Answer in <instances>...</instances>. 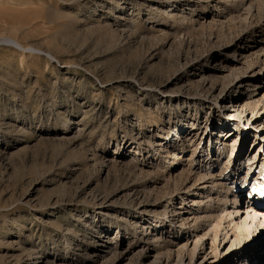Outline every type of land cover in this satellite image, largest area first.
Instances as JSON below:
<instances>
[{
  "label": "rangeland",
  "instance_id": "rangeland-1",
  "mask_svg": "<svg viewBox=\"0 0 264 264\" xmlns=\"http://www.w3.org/2000/svg\"><path fill=\"white\" fill-rule=\"evenodd\" d=\"M262 160L264 0H0V264H251Z\"/></svg>",
  "mask_w": 264,
  "mask_h": 264
},
{
  "label": "bare ground",
  "instance_id": "bare-ground-1",
  "mask_svg": "<svg viewBox=\"0 0 264 264\" xmlns=\"http://www.w3.org/2000/svg\"><path fill=\"white\" fill-rule=\"evenodd\" d=\"M261 7V6H260ZM258 9H260V10H258V11H260V13H259V18L257 19V20H259L262 16H263V13L261 12V9H262V7L261 8H258ZM263 10V9H262ZM255 19V18H254ZM255 22H257L256 20H251V22L250 23H255ZM7 40H9L10 42H11V44H13V46H16L17 48H21L22 50H24V51H27V49H29L30 48V46H28V47H26V46H24L22 43H20V41L18 40V39H16V38H10V37H8V38H6ZM48 56H49V58H53V55H51V54H47ZM191 127H192V129H194V125H191ZM187 129H189V127L187 128ZM171 131H172V129H169L168 130V134H167V136H165V137H163V136H161L162 138L161 139H167V140H170L172 137H174V135L172 136L170 133H171ZM182 131H186L185 130V127H184V129H182ZM157 144H162V142H158ZM215 145V144H214ZM217 146V145H216ZM196 148H197V146L194 148V150H196ZM200 149V148H199ZM120 152V149H115L114 150V153L116 154H118ZM201 152V151H200ZM227 152H229L227 149H225V148H222L221 149V154H223V153H227ZM235 153V151H232V154H234ZM121 154H123V153H121ZM215 155V153L212 155V156H214ZM173 156L174 157H172L171 159H169V163H170V165H171V168H173L172 166H175V163H177V160L178 159H180V154L177 152V151H175L174 152V154H173ZM255 159L257 158V156L256 157H254ZM252 158H248L247 159V167H248V172H247V174H245V176H244V180H243V184H245L246 183V180H247V177L250 175V172L252 171V169H253V162H250V160H251ZM241 160H239V161H237L236 160V162L234 163V167H236L237 168V170H238V172L240 173L241 172V170H242V166L244 165V163L243 162H240ZM215 162V161H214ZM206 164H208V162L206 163ZM209 167H211V166H209ZM208 167V168H209ZM261 167H262V170H264V160H262V162H261ZM207 168V167H206ZM172 171V170H171ZM234 171H236V169L234 170ZM236 174V173H235ZM199 175H201L200 173H199ZM203 176L205 175V174H202ZM201 177V176H200ZM212 177V176H211ZM257 180H255L254 182H256ZM207 186V185H206ZM206 186H204V187H206ZM217 186V183H215V178H214V176L212 177V187L214 188V187H216ZM224 186H226V187H228V190H227V192H229L230 191V189L232 188V187H230L229 186V184L227 183V185L226 184H224ZM227 189V188H226ZM226 191H225V194L227 193ZM220 193V192H219ZM196 194V193H195ZM201 195V194H200ZM208 198H209V200H208V202L209 203H213V201H214V198L212 197V195H211V192H210V195L208 196ZM203 199V198H202ZM218 199V198H217ZM228 195L226 194V195H224L223 196V198L222 199H220V201H222L223 203H226L227 201H228ZM237 196H236V194H234L233 195V198H232V200H233V202H234V204L235 203H237L236 201H237ZM171 201V200H170ZM195 201V200H194ZM200 202H202V200H196V203H200ZM215 202V201H214ZM201 204V203H200ZM199 204V205H200ZM227 204V203H226ZM257 208V209H256ZM253 211H255L254 212V215L251 217V220H249L247 217H245V218H241V216H240V212L239 211H232V210H225V213L228 215V217L231 219V221L230 222H228L229 224H228V228H230V230H228V232H225L226 234H225V236H227V239H228V236L230 235L229 234V231H231L230 233H232L234 236H236V239H239V238H241V237H245V236H249V237H254V238H259V236H261V238H259L258 240L256 239L252 244H254V243H256V244H258L259 242H260V239H263L264 238V220H262L261 221V218H260V220L258 221L259 223L258 224H255L254 225V222H255V220L257 219L255 216H256V214H258V215H264V203L262 202V203H260V202H255L254 203V207H253V209H252ZM238 219V220H237ZM162 222V221H161ZM160 222V223H161ZM159 224V223H158ZM160 226V225H159ZM225 230V229H224ZM156 231V230H155ZM226 231H227V229H226ZM249 245H251V244H249ZM248 249H251V246H248L247 247ZM247 249V250H248ZM248 253V252H247ZM247 255H249V253L247 254ZM253 261H252V263L251 264H257V260H259L258 262L260 263V261H264V241H263V243H262V245H261V247H259V249L256 251V254H255V257L254 258H251ZM235 262H237V260L235 261ZM238 263V262H237ZM247 264L248 263V261L246 260V262H244V264ZM239 264H243V263H241L240 261H239Z\"/></svg>",
  "mask_w": 264,
  "mask_h": 264
}]
</instances>
